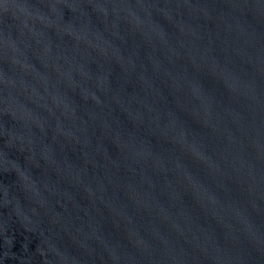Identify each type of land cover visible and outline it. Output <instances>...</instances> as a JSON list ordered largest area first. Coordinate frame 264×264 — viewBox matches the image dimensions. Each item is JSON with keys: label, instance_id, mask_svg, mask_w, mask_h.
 Listing matches in <instances>:
<instances>
[{"label": "water", "instance_id": "95a60500", "mask_svg": "<svg viewBox=\"0 0 264 264\" xmlns=\"http://www.w3.org/2000/svg\"><path fill=\"white\" fill-rule=\"evenodd\" d=\"M0 264H264V0H0Z\"/></svg>", "mask_w": 264, "mask_h": 264}]
</instances>
